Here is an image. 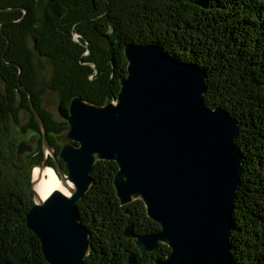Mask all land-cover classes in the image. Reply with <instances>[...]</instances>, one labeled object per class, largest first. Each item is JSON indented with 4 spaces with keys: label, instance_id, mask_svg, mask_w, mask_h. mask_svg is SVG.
<instances>
[{
    "label": "trees",
    "instance_id": "1",
    "mask_svg": "<svg viewBox=\"0 0 264 264\" xmlns=\"http://www.w3.org/2000/svg\"><path fill=\"white\" fill-rule=\"evenodd\" d=\"M8 7L26 8L28 14L14 22L21 9L0 12L1 29L10 41L6 60L21 65L20 81L31 92L57 154L51 134L67 130L72 97L101 105L117 94L127 73L128 43H157L174 58L206 70L205 102L237 119L235 142L244 155L230 234L233 264H264V0H0V8ZM73 32L82 36L79 42ZM28 36L35 52L27 45ZM6 44L0 35V78L6 84L0 90V264H50L27 224L34 192L7 122L23 110L16 105L17 95L30 113L28 127L40 128L27 93L18 86V68L2 61ZM36 53L53 65L48 87L59 92L64 119H51L39 109L32 77ZM40 140L29 155L34 163L43 159ZM47 165L57 170L52 158ZM117 170L113 160L97 161L93 184L78 203L80 218L91 230L86 262L129 264L128 256L136 254L138 264H156L171 248L160 243L141 254L135 240L125 236L129 222L139 234L156 232L160 224L147 215L142 200L121 205L114 185Z\"/></svg>",
    "mask_w": 264,
    "mask_h": 264
},
{
    "label": "water",
    "instance_id": "2",
    "mask_svg": "<svg viewBox=\"0 0 264 264\" xmlns=\"http://www.w3.org/2000/svg\"><path fill=\"white\" fill-rule=\"evenodd\" d=\"M23 10L0 8V12ZM27 92L30 109L42 135L43 160L30 180L34 204L27 224L38 238L50 264H87L91 230L81 218L78 203L93 184L91 172L99 160L118 164L114 176L121 205L144 202L147 215L160 224L151 233H136L133 222L124 229L141 254L160 243L170 246L156 264H233L230 234L234 202L240 187L244 155L235 142L239 122L222 106L205 102L207 72L180 61L157 43H128L127 73L117 94L104 104L81 95L72 97L65 142L56 154L43 118ZM2 90L5 86H2ZM37 138L17 145L18 157L35 149ZM51 156L61 185L48 196L37 190ZM60 160L64 164V170ZM136 254L129 264H138Z\"/></svg>",
    "mask_w": 264,
    "mask_h": 264
},
{
    "label": "rangeland",
    "instance_id": "3",
    "mask_svg": "<svg viewBox=\"0 0 264 264\" xmlns=\"http://www.w3.org/2000/svg\"><path fill=\"white\" fill-rule=\"evenodd\" d=\"M44 1H47V0H44ZM41 10H42L41 6L39 7V5L37 4L35 11L37 12V14L39 16H41ZM27 14H28V10L25 14V17ZM1 36H3V35H1ZM72 38H73V40L79 42V39H81L82 36L77 32H73ZM26 42H27L28 47L32 51L35 52L34 41H33L32 36H28L26 39ZM87 44L88 43H85L84 46L86 49L85 54L88 55L89 50L86 47ZM33 63H34V75L32 76L33 77V85L35 86V92L37 93V96H38L39 109H41V111L47 113V115L51 119H54V120L64 119L59 112L60 94L57 90L48 87V85L50 83H52V81H51L52 75L51 74H52V70H53V65H52L51 61L47 57L38 56V54L36 53L34 56V62ZM93 67H95V65H93ZM94 73H96V71ZM17 83H18V81H17ZM5 85L6 84H5L4 80L2 78H0V90L2 92H4L5 89L2 90L1 88H2V86H5ZM31 99H32V94H31ZM28 100H29V97H28ZM32 101H33V99H32ZM21 103H22L21 97H20V95H17L16 105L20 108V110H22V109L23 110L20 111L17 118L12 117V115L9 116L7 122H8V125L10 126L12 137L17 144H19L20 142H23V141L26 143H29L32 138H37L36 139L37 141L35 143V149L32 152H27V153L21 154L23 169L25 170L26 174L29 176V178L31 180V178L33 177V174H32L33 170L35 168H39L41 166L42 162L34 163L31 160V158L29 157V155L33 154L39 148V139H41L40 141L42 144V135H41V132L36 131L34 128L28 127V123L30 120V113L27 110H25L23 107H21ZM66 131L63 130L62 132L51 134L53 136V138L55 139V143L58 144V146H59V151H60L62 145L68 141L65 139ZM42 152H43V150H42ZM43 157H44V154H43ZM48 158H52V157L49 156ZM48 166L52 167L56 170V168L54 166H52V165H48Z\"/></svg>",
    "mask_w": 264,
    "mask_h": 264
},
{
    "label": "bare ground",
    "instance_id": "4",
    "mask_svg": "<svg viewBox=\"0 0 264 264\" xmlns=\"http://www.w3.org/2000/svg\"><path fill=\"white\" fill-rule=\"evenodd\" d=\"M39 173V168L33 170V176ZM61 185L60 178L56 170L52 167H47L45 175L37 185V190L44 196H48L54 189Z\"/></svg>",
    "mask_w": 264,
    "mask_h": 264
}]
</instances>
